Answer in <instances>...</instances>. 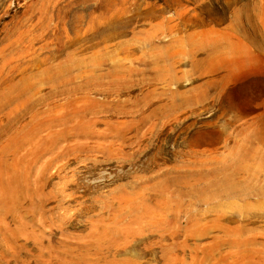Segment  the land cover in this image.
<instances>
[{"label": "rangeland", "instance_id": "rangeland-1", "mask_svg": "<svg viewBox=\"0 0 264 264\" xmlns=\"http://www.w3.org/2000/svg\"><path fill=\"white\" fill-rule=\"evenodd\" d=\"M0 264H264V0H0Z\"/></svg>", "mask_w": 264, "mask_h": 264}]
</instances>
